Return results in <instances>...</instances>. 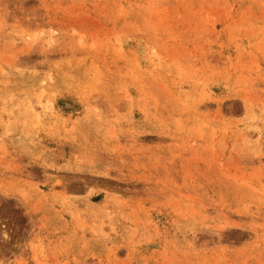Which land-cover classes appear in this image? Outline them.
<instances>
[{"label":"rangeland","instance_id":"1","mask_svg":"<svg viewBox=\"0 0 264 264\" xmlns=\"http://www.w3.org/2000/svg\"><path fill=\"white\" fill-rule=\"evenodd\" d=\"M0 264H264V0H0Z\"/></svg>","mask_w":264,"mask_h":264},{"label":"bare ground","instance_id":"2","mask_svg":"<svg viewBox=\"0 0 264 264\" xmlns=\"http://www.w3.org/2000/svg\"><path fill=\"white\" fill-rule=\"evenodd\" d=\"M31 40H32V39H31ZM52 40H53V39H52ZM54 40H55V39H54ZM259 135H260V137H262V134H261L260 132H259ZM66 169H67V170H71V171L73 170L72 167H71L70 165L65 166V170H66ZM77 169H78V168H77ZM74 170H75V169H74ZM81 170H82V169H81ZM79 171H80V170H79ZM75 172H76V171H75ZM77 172H78V171H77ZM80 172H81V171H80ZM97 172H98V171H97ZM101 172H102V171H101ZM95 173H96V172H95ZM99 174H101V173L98 172L97 175H99ZM103 174L106 175L107 173H103ZM90 175H91V174H90ZM104 175H103V176H104ZM101 176H102V174L100 175V177H101ZM105 177H106V176H105ZM65 190H66V189H65Z\"/></svg>","mask_w":264,"mask_h":264}]
</instances>
